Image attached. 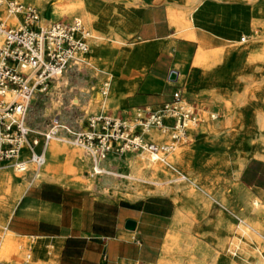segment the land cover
I'll return each instance as SVG.
<instances>
[{"label": "rangeland", "instance_id": "obj_1", "mask_svg": "<svg viewBox=\"0 0 264 264\" xmlns=\"http://www.w3.org/2000/svg\"><path fill=\"white\" fill-rule=\"evenodd\" d=\"M67 1L73 4L77 0ZM227 1L226 4L228 5L223 8L224 11L228 10L231 14H234L237 7H244L248 14L245 24L251 22L252 26L247 31L252 37L249 39L250 42L242 44V46L245 47L249 43H253L256 45L255 53L263 52L264 0ZM85 2L89 8L93 22H96L98 26L97 31L93 32L89 26L83 23L95 36L90 51L84 57L88 62V66L83 70L72 68L53 86L51 91L43 95L38 94L35 102H33L34 107L31 114L33 128L36 131L44 130L47 120L56 114H59L62 119L70 118L72 114V107L70 105L75 99H78L79 104H81V114L88 117L98 112L126 110L128 107L139 103L167 100L173 87L178 86L183 89L186 100L196 105L198 117L203 120V122L195 126V136L192 137L190 143L185 145L178 144L176 146V148L191 149L196 144L202 143L200 155L198 156L196 153L191 154L185 159L184 164L189 171L203 177L208 189V192H204L201 185V187H195L196 192L203 196L204 199V202L200 201L197 205H193L195 213L203 210L205 202L210 201V215L214 210H217L223 213L227 219L230 220L233 218L237 221L233 212L238 214L245 212L246 203L240 201V198L245 194H249L251 198H258L264 204V200L257 196L252 189L238 185L230 177L231 174L229 173L231 162L234 159L238 160L240 157V160L244 162L251 157H260L257 154L258 143L260 142L257 127L262 125L259 120H264V61L256 60L255 62H250L245 56L239 60L237 59V54L234 53L229 60H224L219 63H213V58H211L207 62L210 68L206 69L204 63L200 64L197 72L195 71V74L193 73L191 76L194 60L201 46L204 47L205 51L210 53L216 50L227 49L230 46L228 37H234L239 40L243 36L246 28L241 27L235 35L228 37L220 35L217 31L209 30L202 32L206 35L204 40H193L184 36V33H181L182 28L172 24L170 20L171 10H169L168 24L173 28L171 33L165 37H152L150 41H146L144 38L138 39V36L133 34L129 35L126 32L129 29V0L107 2L105 0H85ZM24 3L35 6L39 10L41 18L47 19L46 24L74 18V16L70 17L63 14L58 16L56 11L51 10L50 7L45 10L30 2ZM133 6L137 7L136 4ZM218 6L222 7L219 4ZM111 23L116 31L124 37L126 44L120 45L112 42H107L105 45L102 44V47H100L102 49L105 46L107 47V45L111 48L113 47L115 55L100 52V54L96 55L95 60H91L94 41H99V35L105 30L103 26ZM195 30L197 33H201L198 27ZM3 41L4 35L1 39V44ZM134 41L136 44L131 45ZM143 49L148 50L145 67H142L140 64L141 51ZM182 49H185L184 51L187 52L188 58L182 64L177 65V69L181 70L182 73L181 80L177 84H169L167 79L168 74L170 71H176L175 59L178 51ZM128 53L129 61H126ZM120 67H122L123 74L117 76L116 71ZM153 74L159 77V87L145 91L144 85ZM117 81H121L119 95H116V91L114 90V84ZM104 82H109L110 86L107 95L102 94ZM107 97H110L111 100L106 103ZM117 99H123V103L121 104ZM213 114L216 118H212ZM34 137L39 139V148H41L44 143V137L37 132H33L30 134L29 140ZM60 143L71 148L80 149L89 161L86 167L80 169L79 174L85 181L89 179V181L93 182L94 186L93 188L86 187L84 189L106 197L125 198L129 200L139 199L127 195L124 191H117L112 185L122 182V174L127 173L129 170L128 158L133 155L138 156V152L124 154L121 159L116 157L110 158L103 164V167L108 172L97 175L93 171L90 159L82 147L74 145L70 140ZM141 153L139 152L138 154ZM146 154L148 155V153ZM114 165L120 168L115 169L113 168L115 167ZM239 166L242 167L243 163L241 162ZM183 168L185 167H179L181 171H185L186 169ZM5 169L13 170L18 184L23 183L25 189L31 184L30 177L36 182L46 179L43 176L39 178L35 177V174L40 169L37 171L36 166L33 164L28 165L27 171L23 173H17L14 168L7 167ZM173 172L177 176L183 174V172L175 170ZM86 175L89 176L86 177ZM163 180V175L148 176L138 186L148 188L153 182L159 184ZM183 184L180 191L186 193L191 185L186 182ZM0 194V205L3 207L11 196V193L1 191ZM211 197L215 199L213 200ZM174 203L177 206L175 201ZM251 213L250 211H246V214L249 216L252 215ZM258 220L261 221L264 228V214ZM172 230L171 225V229L166 234V243L170 240ZM223 230L224 227L222 225H215L214 227L209 225L205 226L204 231H206L208 236H203L202 238L207 242L216 240L223 236ZM175 231L181 232L179 229ZM7 238L8 231L6 230L5 224V227L0 232V253L4 252L7 254V258L0 264H21L26 259L28 253L31 255L29 264H35L36 262H40L41 264H54L53 261L48 263L37 260L35 253L28 251L29 238L15 236L14 242L20 245L21 254H10V249L7 247ZM48 251L54 254L51 247ZM177 258L175 255H171L169 258H163L161 253L159 261H163L164 264H173Z\"/></svg>", "mask_w": 264, "mask_h": 264}, {"label": "crops", "instance_id": "obj_2", "mask_svg": "<svg viewBox=\"0 0 264 264\" xmlns=\"http://www.w3.org/2000/svg\"><path fill=\"white\" fill-rule=\"evenodd\" d=\"M227 2V0H129V29L126 32L146 41H150L152 37H165L173 29L168 24V11L171 10L172 24L182 28L181 33L193 40H204L206 35L202 32L209 30L228 37L235 35L241 27L246 28L239 40L228 37L230 46L227 49L210 53L201 46L194 60L191 76L200 67L201 63H197L200 52L205 53L206 69L210 68L207 62L217 53H221V58L213 63L229 60L234 53L239 60L245 56L250 62L264 61V51L255 53V44L242 46L250 42L249 39L252 37L247 31L252 26L251 22L245 24L248 15L245 8L237 7L234 14H231L228 10H223L227 7ZM134 4L137 7H134ZM197 27L201 33L196 32ZM244 36L246 41L241 42ZM135 44V41L131 43ZM184 50H179L175 59L178 79L170 81V71L167 78L169 84H177L181 80L182 73L177 69V65L188 58ZM147 56L148 50L143 49L140 59L142 67L146 65ZM126 61H129V53ZM158 87L159 77L153 74L146 81L144 90L150 91ZM177 87L174 86L173 89ZM171 92L167 100L170 99ZM167 100L139 103L116 112L98 113L120 115L137 105L155 106ZM43 147L44 145L41 148L38 146L36 150L40 152ZM115 157L122 158L117 156L110 158ZM45 158L46 161L53 159L48 147L45 149ZM240 159L239 157L238 160L234 159L231 162L230 177L241 187L252 189L264 200V159L251 157L244 162ZM241 162L242 167L239 166ZM35 177L38 178L37 174ZM29 179L31 184L8 214L6 230L17 237L29 238L28 251L34 252L37 260L48 263L53 261L54 264H157L161 253L163 257L166 234L171 229L177 210L171 197L150 195L136 200L113 198L51 179H42L40 182L31 177ZM128 220L136 222L134 230L126 228ZM50 247L54 254L48 251Z\"/></svg>", "mask_w": 264, "mask_h": 264}, {"label": "built area", "instance_id": "obj_3", "mask_svg": "<svg viewBox=\"0 0 264 264\" xmlns=\"http://www.w3.org/2000/svg\"><path fill=\"white\" fill-rule=\"evenodd\" d=\"M17 18L8 25L3 17ZM39 10L19 0H0V172L12 166L17 173L27 171L28 165L37 171L46 162L45 149L52 139L70 140L82 147L91 161L95 174H101L102 165L112 156L122 157L131 152L148 153L154 160H162L177 144L192 141L195 126L203 122L197 107L186 100L181 87L174 88L170 99L158 105H137L126 113L113 115L97 113L85 117L80 104L71 102L72 114L62 119L59 114L47 120L42 131L33 128L31 114L36 97L48 93L72 68L84 69L95 36L79 18L39 24ZM245 38L242 42H245ZM110 86L104 82L102 94ZM157 130L170 138L157 143L145 137ZM44 137L43 150L36 148L37 137ZM29 147V157L23 152ZM30 256L21 264H29Z\"/></svg>", "mask_w": 264, "mask_h": 264}, {"label": "bare ground", "instance_id": "obj_4", "mask_svg": "<svg viewBox=\"0 0 264 264\" xmlns=\"http://www.w3.org/2000/svg\"><path fill=\"white\" fill-rule=\"evenodd\" d=\"M20 1L30 2L45 10L50 7L51 10L56 11L58 16L61 14L70 17L74 16V18H79L85 25L89 26L93 32L97 31L98 26L96 22H93L85 0H77L73 4L67 0ZM3 15L8 24H14L18 21L17 18H8L4 12ZM46 20V18H43L39 24H46ZM103 27H105V30L99 35V41H94L91 60H95L96 55L100 54V52L115 55L113 47L111 48L107 45V47L105 46V48L102 49L100 48L102 44L105 45L107 42L120 45L126 44L124 37L116 31L112 23ZM2 38L3 34L0 33V44ZM243 38L246 40L244 36L241 38V42ZM3 43L0 46H2ZM220 58L221 53H217L213 56V61L216 62ZM205 60V53L200 52L197 56V63L203 64ZM87 66L88 62L84 58L83 67L86 69ZM122 74L123 70L122 67H120L116 71V75L120 76ZM120 89L121 81H117L114 84L116 95H119ZM110 100L111 98L107 97L105 102L107 103ZM117 100L121 104L123 103V99ZM73 102L79 104L78 99H75ZM212 118H216L214 114ZM259 121L262 125L257 127V132L260 137L257 154L264 159V120L262 119ZM145 137L157 143L168 142L170 140L168 136L161 134L157 130L146 133ZM60 142L62 141L59 139H52L48 143L47 147L53 159L46 161L44 166L36 173L37 177L43 176L46 179L80 188H93L94 183L89 181V179L85 181L79 174L80 169L89 164L85 154L78 148H71ZM201 147L202 143L196 144L191 149L175 147L173 151L171 150L159 161L154 160L145 152L141 154L137 153L138 156L133 155L128 158L127 163L129 165V170L127 173L122 174V182L112 185L117 191H124L127 195L136 198H143L153 194L168 195L177 203V210L172 222L173 230L170 233L171 237L163 249V258H169L171 255L178 257L173 264H264V228L261 221L258 220L264 214V204L258 198H251L249 194H245L240 198V201L246 203V210L239 214L231 211L234 213V217L237 218V221L233 218L230 220L227 219L223 213L217 210H214L210 215V201L205 202L204 208L200 212L198 211L195 213L193 210V205H197L200 201L204 202L203 196L196 192L195 187L202 186L201 188L204 192H208V189L203 177L189 171L184 164L185 159L191 154L196 153L199 156ZM23 152L25 157L28 158L30 152L26 143L24 144ZM61 157H63L62 160ZM183 166L185 167L183 169H186L185 171L183 170L185 174L179 169V167ZM5 168L0 172V192L4 191L6 193H11V196L3 207L0 205V232L5 227L8 214L12 212L25 190L23 183L18 184L13 170H7ZM8 168L13 167L8 166ZM173 170L183 172V174L177 176ZM104 172L108 171L102 165L101 173ZM159 175L164 176V180L161 181V183L155 184L153 182L148 188L138 186L142 183L144 178ZM88 176L89 175H86V177ZM185 182L190 184L191 187L186 193H182L180 190ZM211 198L213 200L215 199L214 197ZM246 211L252 212V215H247ZM208 225L211 227L222 225L224 227L223 236L207 242L202 237L208 236L206 231H204V227ZM177 229L181 230V232L175 231ZM182 231H184V233H182ZM15 236L14 233L8 231L7 247L10 249V254L19 255L21 254L20 245L14 242ZM28 255L31 256L29 253L27 256ZM5 258H7V254L4 252L0 253V263L4 262ZM37 264L41 263L38 262ZM158 264H164V262L159 261Z\"/></svg>", "mask_w": 264, "mask_h": 264}, {"label": "water", "instance_id": "obj_5", "mask_svg": "<svg viewBox=\"0 0 264 264\" xmlns=\"http://www.w3.org/2000/svg\"><path fill=\"white\" fill-rule=\"evenodd\" d=\"M178 79V73L176 71H171L169 75L170 81H176ZM126 228L129 230H134L136 228V222L133 220H128L126 223Z\"/></svg>", "mask_w": 264, "mask_h": 264}]
</instances>
